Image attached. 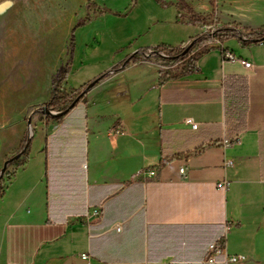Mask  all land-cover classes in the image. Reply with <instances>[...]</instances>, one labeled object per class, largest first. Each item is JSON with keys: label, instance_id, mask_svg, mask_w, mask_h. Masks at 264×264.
<instances>
[{"label": "crops", "instance_id": "obj_1", "mask_svg": "<svg viewBox=\"0 0 264 264\" xmlns=\"http://www.w3.org/2000/svg\"><path fill=\"white\" fill-rule=\"evenodd\" d=\"M154 1L172 24L199 30L180 46L162 44L173 49L204 35L205 25L240 34L264 28V0ZM74 26L75 19L60 50L26 44L0 74V168L31 133L29 159L9 169L14 176L0 196V264H204L213 244L244 257L240 264H264V45L230 38L238 52L211 44L197 73L172 79L174 66L156 56L74 69L77 32L74 90L123 66L62 122L49 123L35 112L50 100ZM101 43L95 33L89 57ZM222 49L253 68L223 62Z\"/></svg>", "mask_w": 264, "mask_h": 264}, {"label": "rangeland", "instance_id": "obj_2", "mask_svg": "<svg viewBox=\"0 0 264 264\" xmlns=\"http://www.w3.org/2000/svg\"><path fill=\"white\" fill-rule=\"evenodd\" d=\"M170 14L154 0H136L131 6L123 0H0V74L8 59L13 62L26 44L44 49L47 42L50 54L52 47L60 50L74 19V28L82 25L75 32L82 53L74 69L81 64L103 67L119 63L146 47L180 46L199 34L192 25L172 24ZM95 33L103 37V43L89 57L92 50L89 43ZM224 44L238 52L243 50L236 39H228ZM77 73L68 80V88L76 89Z\"/></svg>", "mask_w": 264, "mask_h": 264}, {"label": "trees", "instance_id": "obj_3", "mask_svg": "<svg viewBox=\"0 0 264 264\" xmlns=\"http://www.w3.org/2000/svg\"><path fill=\"white\" fill-rule=\"evenodd\" d=\"M90 7V4L86 6ZM82 25H77L71 32V36L68 41V58L65 64L59 72L54 76L52 80V90L51 97L48 103L40 107L35 114H43L44 110H48L51 114H62L67 112L63 116H47V121L49 123H60L62 120L82 101L84 100L87 92V85L81 90H72L67 87L68 78L71 73V64L73 61L76 43H75V32L76 29ZM230 38L238 39L243 45H264V28L256 31L250 32L249 34H240L238 27H229L223 29H217L212 35H201L195 38L188 46L180 49H173L166 45L159 46L153 50L143 49L138 53L128 57L124 66L131 64H137L149 57H159L161 61L166 63L168 66H174L173 69L167 72L172 79H183L187 76L193 75L198 72V64L201 59L209 54L212 49L209 48L211 44H224V42ZM229 50L222 49V55ZM116 66L111 74H105L97 78L92 83L95 86L102 83L105 79L110 77L113 73H117L123 66ZM91 83V84H92ZM81 98L78 102L76 100ZM74 108H71L75 104ZM30 141V142H29ZM31 145V133H27L20 149L7 161L11 163L4 177L0 180V196H2L9 183L11 182L14 174L9 172L11 167L21 168L25 165L29 159ZM20 156V157H19ZM19 157V158H18ZM6 161V162H7ZM2 169L0 168V176Z\"/></svg>", "mask_w": 264, "mask_h": 264}, {"label": "built area", "instance_id": "obj_4", "mask_svg": "<svg viewBox=\"0 0 264 264\" xmlns=\"http://www.w3.org/2000/svg\"><path fill=\"white\" fill-rule=\"evenodd\" d=\"M204 30V35H212L214 34V32L217 31V28L215 25L210 24V25H205L203 27ZM223 57V62H229V63H233V64H242L246 69L250 70L253 68V65L250 62L244 61L240 58H238L233 52L228 51L225 54L222 55ZM186 124L191 126L193 130H198L199 129V125L193 120V119H188L186 121ZM239 142V138L236 137L233 140H224L222 142V146L224 148H230L233 145L237 144ZM225 166L227 168H232L235 166V163L231 160H226L225 162ZM181 175L184 177L186 175V169L182 168L180 170ZM150 177H155L156 176V172L152 171L149 173ZM229 182H223L221 184H219V188L224 189L225 191L228 190L229 187ZM93 216L95 217H99L100 216V211L99 210H95L93 212ZM225 255L226 256V263L227 264H240V263H244L246 262V259L244 257H240V256H234V257H229L226 254V246L225 244L223 245H219V244H213L208 251V256L204 262V264H217V257ZM84 260H87V256H82Z\"/></svg>", "mask_w": 264, "mask_h": 264}, {"label": "water", "instance_id": "obj_5", "mask_svg": "<svg viewBox=\"0 0 264 264\" xmlns=\"http://www.w3.org/2000/svg\"><path fill=\"white\" fill-rule=\"evenodd\" d=\"M94 86H95V83L90 84V86L87 88L86 92H88V91H89L90 89H92ZM80 99H81V98H78V99L76 100V102H78ZM75 105H76V103L73 104L71 108H74ZM66 113H67V112L62 113V114H59V115H56V114H51L48 110H44V111H43V115H45V116H63V115H65ZM30 124H31V122L29 121V125H30ZM29 142H30V141H29ZM19 157H20V156H19ZM19 157H18V158H19ZM10 163H11L10 161H7V162H5V164L3 165L2 172H1V176H0V180L4 177V175H5L6 171H7L8 166H9Z\"/></svg>", "mask_w": 264, "mask_h": 264}]
</instances>
